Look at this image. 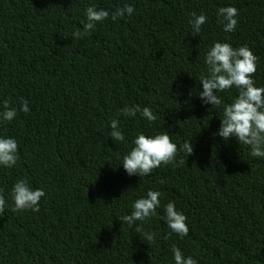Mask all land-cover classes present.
<instances>
[{"label":"trees","instance_id":"1","mask_svg":"<svg viewBox=\"0 0 264 264\" xmlns=\"http://www.w3.org/2000/svg\"><path fill=\"white\" fill-rule=\"evenodd\" d=\"M0 264H264V0H0Z\"/></svg>","mask_w":264,"mask_h":264}]
</instances>
